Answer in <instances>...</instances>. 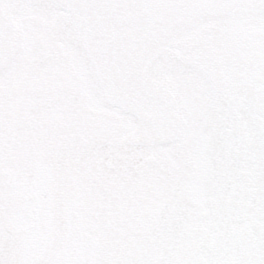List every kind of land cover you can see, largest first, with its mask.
<instances>
[{"label": "snow or ice", "instance_id": "6c2138e0", "mask_svg": "<svg viewBox=\"0 0 264 264\" xmlns=\"http://www.w3.org/2000/svg\"><path fill=\"white\" fill-rule=\"evenodd\" d=\"M0 264H264V0H0Z\"/></svg>", "mask_w": 264, "mask_h": 264}]
</instances>
